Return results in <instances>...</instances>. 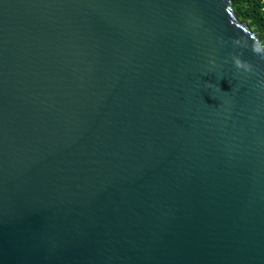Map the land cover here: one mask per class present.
Instances as JSON below:
<instances>
[{"label":"water","instance_id":"obj_1","mask_svg":"<svg viewBox=\"0 0 264 264\" xmlns=\"http://www.w3.org/2000/svg\"><path fill=\"white\" fill-rule=\"evenodd\" d=\"M0 264H264V47L231 0H0Z\"/></svg>","mask_w":264,"mask_h":264},{"label":"trees","instance_id":"obj_2","mask_svg":"<svg viewBox=\"0 0 264 264\" xmlns=\"http://www.w3.org/2000/svg\"><path fill=\"white\" fill-rule=\"evenodd\" d=\"M232 8L239 20L245 21L264 47V10L259 0H232Z\"/></svg>","mask_w":264,"mask_h":264},{"label":"clouds","instance_id":"obj_3","mask_svg":"<svg viewBox=\"0 0 264 264\" xmlns=\"http://www.w3.org/2000/svg\"><path fill=\"white\" fill-rule=\"evenodd\" d=\"M232 60L237 69H243L248 72L253 70V65H250L247 62H242L241 59L238 58V55H233ZM209 87H213V85H209Z\"/></svg>","mask_w":264,"mask_h":264},{"label":"built area","instance_id":"obj_4","mask_svg":"<svg viewBox=\"0 0 264 264\" xmlns=\"http://www.w3.org/2000/svg\"><path fill=\"white\" fill-rule=\"evenodd\" d=\"M232 1V0H231ZM260 4H261V10H264V0H259Z\"/></svg>","mask_w":264,"mask_h":264}]
</instances>
